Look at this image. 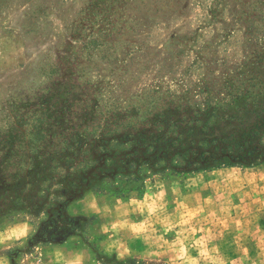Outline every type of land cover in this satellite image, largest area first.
Returning a JSON list of instances; mask_svg holds the SVG:
<instances>
[{"label": "rangeland", "instance_id": "obj_1", "mask_svg": "<svg viewBox=\"0 0 264 264\" xmlns=\"http://www.w3.org/2000/svg\"><path fill=\"white\" fill-rule=\"evenodd\" d=\"M263 39L264 0H0V163L16 124L65 79L122 107L157 86L221 100ZM3 174L11 182L12 166ZM69 214L54 239L0 215V264H264V164L89 193Z\"/></svg>", "mask_w": 264, "mask_h": 264}, {"label": "trees", "instance_id": "obj_2", "mask_svg": "<svg viewBox=\"0 0 264 264\" xmlns=\"http://www.w3.org/2000/svg\"><path fill=\"white\" fill-rule=\"evenodd\" d=\"M223 84L221 100L207 86L197 92L201 102L157 86L122 107L111 97L103 103L97 85L65 79L1 149L0 215L28 218L54 239L72 227L69 209L89 193H142L156 178L263 165L264 39ZM11 166L9 182L3 173Z\"/></svg>", "mask_w": 264, "mask_h": 264}]
</instances>
